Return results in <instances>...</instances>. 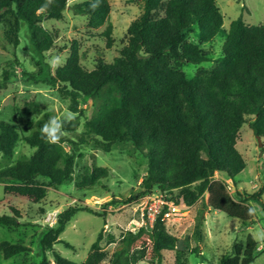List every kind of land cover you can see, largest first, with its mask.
Instances as JSON below:
<instances>
[{"label": "trees", "instance_id": "obj_1", "mask_svg": "<svg viewBox=\"0 0 264 264\" xmlns=\"http://www.w3.org/2000/svg\"><path fill=\"white\" fill-rule=\"evenodd\" d=\"M89 2H79L75 8L89 15L92 27H100L112 11L110 0H101L94 12ZM45 3L46 0H0V21L7 26L8 38L17 46L20 44L19 33L25 20L32 44L42 55L55 44V36L42 22L46 17L62 19L69 0H53L46 8ZM224 18L217 0H144L142 13L128 28V42L112 62L100 59L89 70L75 48L64 66L52 73L51 81L59 83L60 91L71 98L73 111L86 117L82 104L89 100L93 103V114L86 118L80 142L95 141L110 151L118 141H132L145 152L149 168L142 181L144 193L153 192L157 186L171 192L180 189L177 200L194 205L208 192L207 206L247 223L250 207L246 201L237 202L231 196L227 183L217 178L216 172L225 171L235 177L247 167L237 144L248 116L253 117L251 127L256 135L264 137V24H247L243 16L238 17L232 21L223 54L212 68L201 66L192 78L183 69L187 62L201 64L211 60L199 43L188 40L189 34L198 27L202 42H210L222 30ZM112 33L110 23L106 30L110 45ZM39 111L40 104L34 100L27 102L20 114L28 117ZM49 116L47 112L32 133L25 136L35 148L33 154L14 163L11 162L21 134L16 124L0 121V151L10 162L0 168V181L11 180L5 185L7 193L35 203L48 194L40 176L61 185L73 180L75 173L76 152L67 151L65 143L78 145L66 132L76 131L79 118L65 126L66 134L59 143L49 144L40 134ZM109 173L105 166L86 167L77 185L93 186ZM262 191L253 197L260 199ZM80 210L94 211L88 205L69 206L59 214L56 224L47 228L41 241L40 264H52L49 250L56 264H100L107 258L101 244L102 231L83 262L63 256L54 247L62 241L60 235ZM21 218L19 209L12 206L11 214L0 216V223L19 227L23 225ZM202 226L200 216L197 227ZM178 242V237L158 218L153 228L128 230L109 264H137L147 257L162 263L163 252L176 249ZM66 244L72 247L69 242ZM258 248L259 242L249 234L246 244L236 243L234 254L223 256L220 264H250L256 259ZM0 250L9 259L31 248L3 240ZM176 264L185 263L179 256Z\"/></svg>", "mask_w": 264, "mask_h": 264}, {"label": "rangeland", "instance_id": "obj_2", "mask_svg": "<svg viewBox=\"0 0 264 264\" xmlns=\"http://www.w3.org/2000/svg\"><path fill=\"white\" fill-rule=\"evenodd\" d=\"M110 3V16L100 27H92L89 15L78 12L75 8L77 3H73V0H69L62 19L46 17L42 24L55 36V44L44 55L37 52L32 44L25 20L19 33L18 46L8 38L7 26L0 21V121L16 124L21 134L11 163L23 156L30 157L35 151L25 140V136L31 134L37 124L33 117L38 121L47 112L50 116H62L65 111H72L79 118L76 131L66 132L69 138L78 142L77 146L69 141L65 143L67 151L76 152L73 180L54 185L48 177L40 176V181L47 185L48 194L38 203L7 193L5 185L12 181H0V216L11 214V207L15 206L19 209L23 222L19 227L0 223V242L10 240L31 248L27 253L9 259L0 250V264H40L43 259L41 241L47 228L51 226L49 216H56L57 222L59 214L73 205H88L94 211L77 212L60 235L62 241L55 243L54 247L63 256L83 262L102 231L104 239L101 244L107 258L100 264H109L114 251L121 247L123 235L128 230L141 227L144 216L142 207L148 194L171 192L157 186L153 192L144 193L142 181L148 175V157L132 141H118L110 151L98 146L95 141L80 142L86 118L93 114V103L89 100L82 104L81 101L86 117L73 111L71 98L60 91L59 83L51 81L55 70L45 63V56L50 54H62L66 63L72 50L78 48L82 64L92 70L100 59L112 62L120 55L121 49L128 42L130 24L143 11L144 0H110ZM217 3L225 18L223 28L215 39L202 42L198 27L189 34L188 40L199 43L211 57V60L201 64L185 63L183 69L189 78L196 75L199 67L212 68L216 64V60L223 54V45L233 20L243 16L247 24H264V0H217ZM110 23L113 25L111 45L106 35ZM34 100L40 104L41 111L28 117L22 116L20 109ZM252 118L248 116L237 144L247 161V167L235 177L225 171H217L216 177L227 183L229 193L237 202L246 201L247 206L256 208V213L246 223L241 218L215 210L206 205L209 197L207 192L194 205L186 204L188 208L181 220L164 221L168 231L179 239L177 248L165 250L162 263L147 257L137 264H176L179 256L185 264H220L223 256L234 254L236 243L246 244L249 234L264 229V137L263 144L260 145L258 136L251 127ZM9 164V160L0 151V168ZM95 165L108 167L109 176L93 186L79 187L77 181L85 168H93ZM261 189L262 197H253ZM172 192L179 197L180 189ZM138 194L141 196L132 199ZM200 216L203 226L198 229ZM66 242L72 247L67 246ZM47 254L52 264H56L52 251L49 250ZM250 264H264V245L259 243L256 259Z\"/></svg>", "mask_w": 264, "mask_h": 264}, {"label": "clouds", "instance_id": "obj_3", "mask_svg": "<svg viewBox=\"0 0 264 264\" xmlns=\"http://www.w3.org/2000/svg\"><path fill=\"white\" fill-rule=\"evenodd\" d=\"M82 0H73V3H79ZM53 3V0H46L43 7H48ZM101 0H90L89 8L91 11H95L100 7ZM45 63H47L53 71L63 67L65 63V57L62 54H50L45 56ZM51 110V109H50ZM34 123H37L36 117H33ZM77 120V116L72 111H65L62 116L51 115L48 120L41 126L40 134L43 139L49 144H57L65 136V126L73 124ZM256 213L255 207L248 209L249 215ZM58 220V219H57ZM55 225V224H54ZM53 226V225H51ZM254 240L264 245V229H258L252 233Z\"/></svg>", "mask_w": 264, "mask_h": 264}, {"label": "built area", "instance_id": "obj_4", "mask_svg": "<svg viewBox=\"0 0 264 264\" xmlns=\"http://www.w3.org/2000/svg\"><path fill=\"white\" fill-rule=\"evenodd\" d=\"M144 201L146 202L142 207L144 216L141 227L153 228L158 218H162L163 221H179L188 208L185 203L179 202L172 192L151 193ZM49 220L50 224L54 225L56 216L50 215Z\"/></svg>", "mask_w": 264, "mask_h": 264}, {"label": "water", "instance_id": "obj_5", "mask_svg": "<svg viewBox=\"0 0 264 264\" xmlns=\"http://www.w3.org/2000/svg\"><path fill=\"white\" fill-rule=\"evenodd\" d=\"M258 136V139H259V144L262 145L263 142H262V137L260 135H257Z\"/></svg>", "mask_w": 264, "mask_h": 264}]
</instances>
